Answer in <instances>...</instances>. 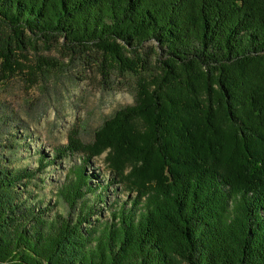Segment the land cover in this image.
Instances as JSON below:
<instances>
[{
  "label": "trees",
  "instance_id": "trees-1",
  "mask_svg": "<svg viewBox=\"0 0 264 264\" xmlns=\"http://www.w3.org/2000/svg\"><path fill=\"white\" fill-rule=\"evenodd\" d=\"M39 40L139 75L135 105L55 154L112 150L134 195L92 220L106 188L81 166L55 210L0 143V264H264V0H0V81Z\"/></svg>",
  "mask_w": 264,
  "mask_h": 264
},
{
  "label": "rangeland",
  "instance_id": "rangeland-1",
  "mask_svg": "<svg viewBox=\"0 0 264 264\" xmlns=\"http://www.w3.org/2000/svg\"><path fill=\"white\" fill-rule=\"evenodd\" d=\"M17 55L20 67L0 81L2 122L12 128L0 143L15 145L14 161L37 170L35 183L39 184L45 200L55 203L58 211L66 209L58 191L72 177L73 170L83 166L93 186L106 188L102 189L104 202L94 201L96 213L92 220L109 219L110 210L127 202L129 194L134 195L118 178L112 181L113 170L108 159L113 151L105 150L90 159L82 150L65 158L55 154L57 148L68 146L71 138L85 146L92 144L96 131L106 120L120 109L135 105L139 75L113 71L104 74L99 55L80 57L61 48L57 41L47 44L39 40L35 48ZM145 59L148 68L142 76L154 69L152 52ZM138 125L143 124L139 121ZM42 156L48 163L46 166L40 164ZM130 168L128 164L127 172ZM30 189L34 193L38 191L34 187ZM89 198L93 197L89 195Z\"/></svg>",
  "mask_w": 264,
  "mask_h": 264
}]
</instances>
